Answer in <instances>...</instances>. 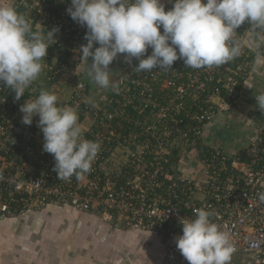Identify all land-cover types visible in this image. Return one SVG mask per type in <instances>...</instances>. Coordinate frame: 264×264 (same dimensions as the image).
<instances>
[{
  "label": "built area",
  "instance_id": "2783aa9c",
  "mask_svg": "<svg viewBox=\"0 0 264 264\" xmlns=\"http://www.w3.org/2000/svg\"><path fill=\"white\" fill-rule=\"evenodd\" d=\"M162 3L166 11L172 7L169 0ZM0 5L15 6L37 30L58 29L39 79L19 101L0 84V217L64 208L107 215L118 230L155 237L163 245L164 264H189L175 242L183 234L180 219L205 208L230 234L238 264H264V202L259 200L264 112L257 104L251 108L254 135L239 147L206 140L211 123L245 92H264V64H254L249 23L237 29L241 55L220 67L192 69L177 60L166 71L136 73L138 60L128 65L122 58L113 80L120 88L116 94L92 88L86 73L78 72L83 62L77 50L87 43V29L67 13L71 0H0ZM69 72L75 84L69 101L60 102L77 109L85 138L100 142L101 150L90 173L64 181L53 171L54 156L43 151L39 117L23 124L20 106L41 86L58 95Z\"/></svg>",
  "mask_w": 264,
  "mask_h": 264
},
{
  "label": "clouds",
  "instance_id": "9594fccd",
  "mask_svg": "<svg viewBox=\"0 0 264 264\" xmlns=\"http://www.w3.org/2000/svg\"><path fill=\"white\" fill-rule=\"evenodd\" d=\"M71 0L67 13L86 27V44L77 50L87 63V75L98 87L119 94L110 65L123 55L133 72L168 70L183 60L186 68L220 67L238 58L242 44L237 29L245 22L254 34V64H264V0ZM163 29V31H161ZM37 30L29 17L13 5H0V84L15 92L19 101L43 70L56 32ZM96 45H99L98 47ZM149 48L152 49L150 55ZM146 57V58H145ZM91 61V62H90ZM78 87H83L79 84ZM264 112V92L256 93ZM89 103L95 106L90 98ZM22 123L35 116L43 133V151L54 156L53 171L70 181L90 173L101 144L86 139L76 108L62 105L54 91L41 88L34 99L20 106ZM0 174V179H2ZM264 202V192L259 193ZM205 208L193 209L192 218H181L183 234L177 248L189 264H231L237 251L230 234L222 230Z\"/></svg>",
  "mask_w": 264,
  "mask_h": 264
},
{
  "label": "rangeland",
  "instance_id": "374dc122",
  "mask_svg": "<svg viewBox=\"0 0 264 264\" xmlns=\"http://www.w3.org/2000/svg\"><path fill=\"white\" fill-rule=\"evenodd\" d=\"M130 232L135 243L145 238L143 231ZM127 243V231L116 229L109 216L71 208L0 220V264H164L159 254L150 261L145 249ZM143 243L161 246L163 255L158 240Z\"/></svg>",
  "mask_w": 264,
  "mask_h": 264
},
{
  "label": "crops",
  "instance_id": "0c3cea01",
  "mask_svg": "<svg viewBox=\"0 0 264 264\" xmlns=\"http://www.w3.org/2000/svg\"><path fill=\"white\" fill-rule=\"evenodd\" d=\"M96 46L98 47L99 45ZM122 58L123 55H121L118 59L114 60L113 63L109 66L110 69L113 71L112 73L113 80L120 74ZM87 66H88L87 63L83 62L82 67L78 68V72L86 73L87 82L92 88L94 89L100 88L90 80V77H88L86 71ZM74 84H75V79L73 78L72 72L67 73L64 76L63 87L62 89H60L61 91H58V97L60 98V101H69L70 99L69 97L73 90ZM255 95L256 93L254 91L245 92L244 97L238 101L237 105L234 108L229 109L224 114V116L221 117L219 121L211 123L212 126L210 131L207 133V138H206L207 142L210 145L236 148L239 147V145H241L243 142L248 141V139L253 137L254 125L250 121L249 117L252 114L251 108L255 106V104H257ZM228 134L231 136V138L227 137ZM0 220H8V219H3L2 217H0ZM131 233L132 232L127 231V235L132 241V243H127L128 245L131 246L136 245V247L139 248L141 247L143 250L145 249V256L147 257L150 256V261L158 260L156 256L157 254L160 255L159 260L161 258V260L163 261L162 254L160 253L161 246L155 243L154 244L156 246H150L143 243V242L145 243L157 242V239L155 237H151L150 235L145 233V238H141V236H139L141 241L139 243H135L134 242L135 239L133 238Z\"/></svg>",
  "mask_w": 264,
  "mask_h": 264
},
{
  "label": "trees",
  "instance_id": "16d2710c",
  "mask_svg": "<svg viewBox=\"0 0 264 264\" xmlns=\"http://www.w3.org/2000/svg\"><path fill=\"white\" fill-rule=\"evenodd\" d=\"M86 42H87V41H86ZM41 88H43V89H46V87H44V86H41V87H40V89H39L38 91H40V90H41Z\"/></svg>",
  "mask_w": 264,
  "mask_h": 264
}]
</instances>
